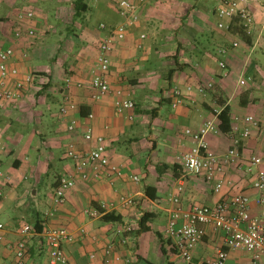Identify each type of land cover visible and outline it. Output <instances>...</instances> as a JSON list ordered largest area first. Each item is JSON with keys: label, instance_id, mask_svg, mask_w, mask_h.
Here are the masks:
<instances>
[{"label": "crops", "instance_id": "0c3cea01", "mask_svg": "<svg viewBox=\"0 0 264 264\" xmlns=\"http://www.w3.org/2000/svg\"><path fill=\"white\" fill-rule=\"evenodd\" d=\"M73 1L0 0V45L14 50L10 63L19 68L18 77L37 75L18 97H0V137L5 144L0 155V264H18L17 243L23 239L31 263L47 264L43 232L49 227L75 234L63 245L68 264H207L220 247L228 251L226 264H253L250 252L226 248L224 233L212 227L187 262L172 248L165 228L177 207L214 204L239 193L256 198L253 181L264 170L260 131L241 141L238 157L223 172L219 192L202 175L187 173L180 158L193 145L186 129H198L224 104L231 107L232 130L207 135L216 152H228L245 116L254 115L264 127V0L247 1L254 16L251 43L239 35L240 28L231 30L235 23L242 26L239 19L228 29L218 26L217 8L223 0H131L138 6L139 20L110 51V88L100 99L92 96L91 88L100 44L124 17L119 0H85L88 9L79 16ZM28 10L33 18L20 19ZM29 29L35 33L29 35ZM176 53L184 66L169 80ZM243 78L245 84L240 83ZM175 89L182 98L176 106ZM118 90L134 101L133 109L117 112ZM245 91L248 95L242 98ZM65 93L78 105L66 115L60 111ZM72 120L76 127L69 130ZM88 128L105 138L110 162L122 174L106 176L105 170L96 176L87 168L88 176L78 174L57 205L53 195L59 178L75 172L66 150L70 144L90 149L95 141L85 138ZM252 156H261L263 162L249 171ZM127 196L133 203H122ZM93 206L115 219H103V212L89 215L87 209ZM251 211L259 207L253 204ZM144 213H152L146 229L140 226ZM36 223L43 232L23 236L22 228H35Z\"/></svg>", "mask_w": 264, "mask_h": 264}, {"label": "built area", "instance_id": "2783aa9c", "mask_svg": "<svg viewBox=\"0 0 264 264\" xmlns=\"http://www.w3.org/2000/svg\"><path fill=\"white\" fill-rule=\"evenodd\" d=\"M37 1V0H31ZM248 0H223L217 8L219 17L218 26L223 29L230 27V22L237 17L247 34L251 33L254 16L247 5ZM118 6L120 14L124 21L119 23L100 44V52L97 56L91 81L93 90L92 96L95 99L102 98L110 88L108 71L110 68V51L114 43L126 36L127 29L130 25L139 20L138 6L131 0H119ZM34 12L28 10L19 15L20 19L33 18ZM105 26L104 23L101 24ZM33 29L28 30L29 35H33ZM20 35V31H17ZM145 35L142 34V37ZM234 47L239 46L238 41L233 42ZM14 56V50L11 47H2L0 45V97L4 100H12L18 97L27 84L32 83L37 77L36 73L28 72L23 77H18L20 70L18 67L11 65L10 61ZM221 68L226 67L224 61L220 62ZM13 78L12 86L9 87V79ZM245 84L246 80H240ZM190 89V87H189ZM200 91L202 87L198 88ZM174 106L182 102L181 91L174 90ZM134 101L125 97L121 90L117 91L115 99V108L117 112L122 113L125 110L133 109ZM78 108L77 103L71 98L69 93H65L60 106L63 114H68L71 110ZM92 117V114H90ZM244 127L238 135H233L231 145L226 154H220L213 150L207 140V135L212 132H218L217 116L205 120L198 129H186V133L193 138V145L181 156L180 161L185 171L189 174L202 175L204 179L213 183V189L220 191L224 184L223 172L230 161L239 155V146L241 141L248 138L253 130L260 131L264 135V127L260 121L252 114L245 116ZM75 120L69 124V130H73ZM87 140H94V145L88 150H77L73 144H70L66 150V155L75 163V172H69L62 175L58 180V185L53 195L55 204L64 202L66 193L75 183L77 175L82 177L88 176L87 168L92 169L96 176L102 174V171L108 170L106 176L122 174L121 170L110 162L107 152V144L102 135H94L93 131L88 128L85 133ZM5 149V144L0 137V155ZM261 156H252L248 161V169L252 171L254 166L262 164ZM2 174L0 173V178ZM139 180L138 176H133ZM253 187L256 190V198L253 200L249 195L239 193L230 198H222L214 204L195 203L189 208L177 207L172 210L168 223L165 228L166 236L171 240V246L187 262L193 258V252L197 245L203 240L208 227L224 233V245L228 249H243L252 254L253 264H257L259 259H264V170H259L253 181ZM1 194V192H0ZM133 197L127 196L122 198L123 204L133 203ZM255 204L259 211L253 213L251 208ZM87 213L91 216L102 214L97 207H90ZM4 227L0 223V229ZM35 228L32 225H25L21 232L23 236L33 233ZM43 232V231H42ZM43 235L48 244L47 264H68V258L63 248L64 243L71 242L75 239V234L65 227H49ZM17 263L32 264L29 259L26 240H20L17 243ZM228 251L223 247L217 249L216 257L207 264H226Z\"/></svg>", "mask_w": 264, "mask_h": 264}, {"label": "trees", "instance_id": "16d2710c", "mask_svg": "<svg viewBox=\"0 0 264 264\" xmlns=\"http://www.w3.org/2000/svg\"><path fill=\"white\" fill-rule=\"evenodd\" d=\"M73 8L75 10V16H79L82 13H84L87 9H88V5L86 3L85 0H74L73 1ZM237 18V17H235ZM238 19V18H237ZM238 33L239 35L248 43H251V37L248 36V34L246 33V31L244 30V28L242 26H240L239 24L235 23V27H231V30L236 31L235 29H238ZM243 28V29H242ZM178 53V50H177ZM174 54V59H175V65L172 66L169 70H168V79L171 80L173 74L183 68L184 64L180 63L178 61V55ZM248 92L245 91V93L242 95V98L245 96H247ZM231 107L229 104H224L222 109L217 113V123H218V129L223 132V133H228L229 131L232 130V126H231ZM147 191H148V187H147ZM97 207L101 210V212H103L102 214V218L105 220H112L115 219L113 213L111 212H104V209H102L99 206H94ZM152 213H144L140 219V226L143 229H146L147 227L145 226V222L148 220V218L151 216ZM42 225L40 223H36L35 225V230H37V232H42ZM205 264V263H203Z\"/></svg>", "mask_w": 264, "mask_h": 264}, {"label": "rangeland", "instance_id": "374dc122", "mask_svg": "<svg viewBox=\"0 0 264 264\" xmlns=\"http://www.w3.org/2000/svg\"><path fill=\"white\" fill-rule=\"evenodd\" d=\"M211 20H212L213 22H214V21L216 22V16L212 15ZM166 50H167V49H166ZM168 50H170V49H168ZM168 50H167V51H168ZM172 52H174V50H173ZM172 57H173V55H170V56H169V59L172 58Z\"/></svg>", "mask_w": 264, "mask_h": 264}]
</instances>
